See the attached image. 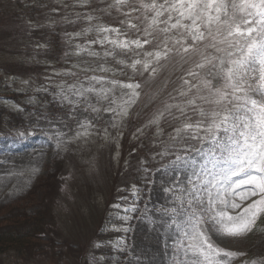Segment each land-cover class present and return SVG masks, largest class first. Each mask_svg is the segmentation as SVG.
<instances>
[{
	"label": "rangeland",
	"instance_id": "obj_1",
	"mask_svg": "<svg viewBox=\"0 0 264 264\" xmlns=\"http://www.w3.org/2000/svg\"><path fill=\"white\" fill-rule=\"evenodd\" d=\"M93 1L97 9L87 6ZM27 2L0 0V108L8 109L7 118L11 117L0 123V237H14L2 247L7 250L0 252V264H174V255L182 260L183 254L174 250L171 215L165 212L176 206L174 195L165 189L176 182V155L198 157L195 149L200 147L189 141L195 148L185 151L186 143L172 139L175 129L185 116L191 117L190 122L200 117L190 108L181 116L166 105L185 99L179 90L189 63L176 57L164 64L163 73L153 64L158 68L154 74L144 71L142 64L136 71L130 67L134 59H144L145 51L156 50L153 46L165 36L171 46L174 33L146 37L143 29L152 14L140 7V0L119 6L115 0H36L44 11L28 20L30 24L23 16L22 22L11 23L6 9L14 7L21 13ZM109 14L116 25L106 23ZM79 18L85 27L67 35L73 42L68 58L54 60L41 34L60 30L55 23ZM43 21L45 25L40 24ZM87 31L90 37L83 35ZM18 37H23L22 46L16 50ZM136 39L152 43L142 49L110 43ZM173 65L178 66L170 68ZM127 83L141 85L136 102L125 105L127 115L106 111L112 107L119 112L117 105L131 91L121 87ZM88 87L96 91L84 92ZM101 88L109 91L98 96ZM77 90L83 95H76ZM105 95L107 99H102ZM162 111L159 124H151ZM83 121L90 122L88 134L74 138L76 132L85 131L80 127ZM257 199L237 198V202L243 208ZM210 235L218 247L243 253L230 264L264 262V214L246 235Z\"/></svg>",
	"mask_w": 264,
	"mask_h": 264
},
{
	"label": "snow or ice",
	"instance_id": "obj_2",
	"mask_svg": "<svg viewBox=\"0 0 264 264\" xmlns=\"http://www.w3.org/2000/svg\"><path fill=\"white\" fill-rule=\"evenodd\" d=\"M115 2L119 6L127 0ZM140 7L152 14L143 29L144 35L156 39L157 32L174 33L173 44L169 46V38L165 36L162 43L153 46L156 50L145 51L144 59H134L130 67L136 71V66L142 64L144 71L151 69L154 74L158 68L152 65L162 66L160 62L175 50L189 63L179 90V96L185 99L166 105V109L176 108L184 116L190 108L200 117L190 122L191 117L185 116L172 137L186 143L188 152L194 146L187 142L200 144L195 149L199 158L176 155L173 161L176 182L173 188L165 189L173 193L172 202L176 205L165 209L171 215L169 227L173 229L174 250L184 257L181 260L179 255H174V264H230L243 253L218 247L210 233L246 235L264 214V0H150L148 3L140 0ZM145 19L149 17L145 15ZM129 27L137 28L132 24ZM100 30L119 33L118 29ZM110 43L121 49H131L133 45L142 49L152 41L136 39L117 43L113 40ZM110 54L105 52V56ZM91 79L100 82L95 76ZM121 87L131 91L128 99L117 105L119 112L112 107L105 110L127 115L128 107L140 95L137 89L141 85L127 83ZM94 91L93 87L84 89V92ZM107 91L101 88L97 95ZM75 94L83 95V92L77 90ZM101 98L107 99V96ZM112 103H116L115 99ZM92 110L98 111L95 107ZM163 116L162 111L150 123L159 124ZM89 124L83 121L80 127L85 131L76 132L74 138L87 135ZM56 147H60L59 141ZM180 175L183 180L179 179ZM241 185L252 187L236 191ZM252 196L259 199L241 208L237 198L243 202Z\"/></svg>",
	"mask_w": 264,
	"mask_h": 264
},
{
	"label": "trees",
	"instance_id": "obj_3",
	"mask_svg": "<svg viewBox=\"0 0 264 264\" xmlns=\"http://www.w3.org/2000/svg\"><path fill=\"white\" fill-rule=\"evenodd\" d=\"M27 1L28 2L25 4L24 10L21 13H18L16 11V8H14V7L13 8H7L6 9V11H8V15L12 18V20H10L11 23L15 24V21H16V24H18L19 22H22V21H20V17L21 16H23V18H24L23 20H27V22L29 23L30 21H28V20L34 19L35 16H36V14L39 13V12H41L43 10L42 7H40V4L39 3H35L36 0L34 2H33V0H27ZM3 5L5 6V2H3ZM90 7L91 8H94V9H97L99 6L98 5L95 6L92 3ZM28 15H29V17H28ZM105 15L106 14H104V18H105ZM106 17L109 20L106 23L113 24V23L110 22L111 19H112L111 14H109ZM104 18H103V20H104ZM40 24L45 25L46 23H44V21H43ZM52 24H53V22H52ZM80 24H81V22H80L79 19H77L76 21H73V20L66 21L65 20V21H62L60 24L55 23V25H57L60 28V30L54 31L53 33H50V32L47 31L49 34H41L40 40L41 39H45L47 41V45H48V48H49L48 50L50 52H53L54 53V55L52 56V58L54 60L61 61V60H66L68 58V54L70 53V50L69 51L66 50L67 49V46L69 47V44H68L67 39H66V34L70 30H72L73 28H77ZM63 25H65L66 27L63 26ZM54 28H56V27H54ZM29 35L32 36L33 33L30 31V34ZM22 38L23 37H18L15 40L14 44H16V50H18V48L20 46H22V44H20ZM50 58L51 57H49L48 60H50ZM4 68H7V67H4ZM7 110L8 109H6L5 107L0 108V123H3L4 120H5V118H7V115H8ZM10 120H11V117H8L7 118V121L9 122ZM14 120H16V119H14ZM18 120L19 119H17L16 121H18ZM13 240H14V237L11 236V235H6V236H3V237H0V252H5L7 249L5 251H2L3 250L2 247L4 246V244H9ZM8 249L14 250L13 247H10ZM15 249H17V248H15ZM14 251L18 252L19 254L24 253L23 251H18V250H14Z\"/></svg>",
	"mask_w": 264,
	"mask_h": 264
}]
</instances>
